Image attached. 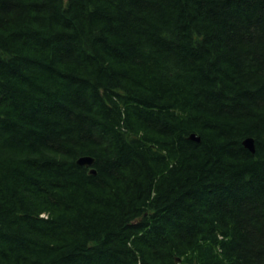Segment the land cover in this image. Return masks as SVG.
Masks as SVG:
<instances>
[{
  "label": "trees",
  "instance_id": "trees-1",
  "mask_svg": "<svg viewBox=\"0 0 264 264\" xmlns=\"http://www.w3.org/2000/svg\"><path fill=\"white\" fill-rule=\"evenodd\" d=\"M0 264H264V0H0Z\"/></svg>",
  "mask_w": 264,
  "mask_h": 264
},
{
  "label": "water",
  "instance_id": "water-1",
  "mask_svg": "<svg viewBox=\"0 0 264 264\" xmlns=\"http://www.w3.org/2000/svg\"><path fill=\"white\" fill-rule=\"evenodd\" d=\"M191 138L193 140L196 141H200L199 138H196L195 135H192ZM243 145L246 149H248L252 154L256 153V144H255V140L253 138H247L244 140ZM95 163V159L93 157H89V156H84L81 157L80 159H78L77 164L80 166H84L87 168H93ZM91 174L96 175V170L95 169H91L90 171Z\"/></svg>",
  "mask_w": 264,
  "mask_h": 264
}]
</instances>
